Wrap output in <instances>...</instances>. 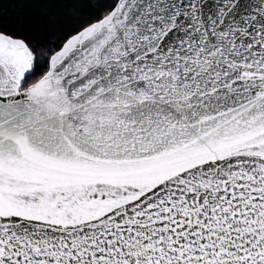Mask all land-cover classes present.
<instances>
[{"label": "water", "instance_id": "1", "mask_svg": "<svg viewBox=\"0 0 264 264\" xmlns=\"http://www.w3.org/2000/svg\"><path fill=\"white\" fill-rule=\"evenodd\" d=\"M32 69L0 32V264H264V0H118Z\"/></svg>", "mask_w": 264, "mask_h": 264}, {"label": "trees", "instance_id": "2", "mask_svg": "<svg viewBox=\"0 0 264 264\" xmlns=\"http://www.w3.org/2000/svg\"><path fill=\"white\" fill-rule=\"evenodd\" d=\"M118 0H0V32L24 39L33 53L22 88L41 78L64 42L107 15Z\"/></svg>", "mask_w": 264, "mask_h": 264}]
</instances>
